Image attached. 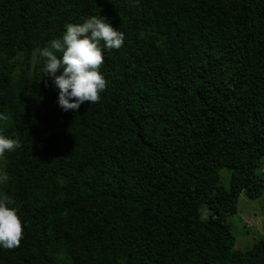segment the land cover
<instances>
[{
  "label": "trees",
  "instance_id": "trees-1",
  "mask_svg": "<svg viewBox=\"0 0 264 264\" xmlns=\"http://www.w3.org/2000/svg\"><path fill=\"white\" fill-rule=\"evenodd\" d=\"M91 15L124 44L65 112L39 50ZM0 114L24 235L0 264H264L227 222L264 195V0H0Z\"/></svg>",
  "mask_w": 264,
  "mask_h": 264
},
{
  "label": "clouds",
  "instance_id": "clouds-1",
  "mask_svg": "<svg viewBox=\"0 0 264 264\" xmlns=\"http://www.w3.org/2000/svg\"><path fill=\"white\" fill-rule=\"evenodd\" d=\"M65 29L62 37L51 40L39 50V55L45 58L44 76L50 77L58 89L59 107L68 112L78 110L86 102H100L101 93L107 87L100 71L105 60L104 50H119L125 36L100 15L83 18L82 23H67ZM5 119L0 114V120ZM20 147L18 139L0 134V157ZM9 179L7 172L0 171V184H6ZM14 203L12 197L0 192V248L5 250L20 247L24 239L18 209L11 206Z\"/></svg>",
  "mask_w": 264,
  "mask_h": 264
},
{
  "label": "rangeland",
  "instance_id": "rangeland-1",
  "mask_svg": "<svg viewBox=\"0 0 264 264\" xmlns=\"http://www.w3.org/2000/svg\"><path fill=\"white\" fill-rule=\"evenodd\" d=\"M264 172V171H263ZM228 170L220 171V183L225 188L229 185ZM252 219V223H247L248 219ZM227 222L233 226V233L237 239L238 247L247 248L252 245L255 237L264 234V195L257 201H251L244 196L239 197L238 212L236 215L228 217ZM246 224V227L244 224ZM246 228V229H245ZM238 239H240L238 241ZM236 242V243H237Z\"/></svg>",
  "mask_w": 264,
  "mask_h": 264
}]
</instances>
